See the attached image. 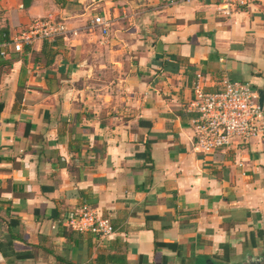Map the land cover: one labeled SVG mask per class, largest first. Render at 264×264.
<instances>
[{
	"label": "crops",
	"instance_id": "obj_1",
	"mask_svg": "<svg viewBox=\"0 0 264 264\" xmlns=\"http://www.w3.org/2000/svg\"><path fill=\"white\" fill-rule=\"evenodd\" d=\"M215 2L0 0V264H244L264 252V139L193 146L197 74L205 91L264 89V0L229 14ZM97 14L109 26L86 30ZM47 16L78 33L11 49ZM84 202L111 236L62 227Z\"/></svg>",
	"mask_w": 264,
	"mask_h": 264
},
{
	"label": "built area",
	"instance_id": "obj_2",
	"mask_svg": "<svg viewBox=\"0 0 264 264\" xmlns=\"http://www.w3.org/2000/svg\"><path fill=\"white\" fill-rule=\"evenodd\" d=\"M186 0H169L176 4ZM215 2V0H202ZM251 0H217L216 9L229 14L230 7H243ZM105 16L95 15L84 26L86 30L109 26ZM76 35L78 29H68L63 21L50 17L36 18L18 31L11 39V49L15 52L35 41L55 42L66 34ZM0 54H5L1 51ZM199 75L191 84L192 97L188 103L195 116L189 120L193 131V146L201 153H208L230 144L233 140L248 142L251 139H264V108L259 105L257 91L246 82L223 80L220 88L205 91ZM62 227L76 231L89 232L99 238L113 234V227L106 216L95 207L82 203L77 208L67 211L60 220Z\"/></svg>",
	"mask_w": 264,
	"mask_h": 264
},
{
	"label": "trees",
	"instance_id": "obj_3",
	"mask_svg": "<svg viewBox=\"0 0 264 264\" xmlns=\"http://www.w3.org/2000/svg\"><path fill=\"white\" fill-rule=\"evenodd\" d=\"M51 44L50 43H47V42H43L42 44V51L47 48V47H51L50 46ZM0 107H1V104H0ZM113 257L111 256H104V255H97L96 257V264H106V261H110V262H113Z\"/></svg>",
	"mask_w": 264,
	"mask_h": 264
},
{
	"label": "flooded vegetation",
	"instance_id": "obj_4",
	"mask_svg": "<svg viewBox=\"0 0 264 264\" xmlns=\"http://www.w3.org/2000/svg\"><path fill=\"white\" fill-rule=\"evenodd\" d=\"M244 264H264V252L255 258L248 259Z\"/></svg>",
	"mask_w": 264,
	"mask_h": 264
},
{
	"label": "water",
	"instance_id": "obj_5",
	"mask_svg": "<svg viewBox=\"0 0 264 264\" xmlns=\"http://www.w3.org/2000/svg\"><path fill=\"white\" fill-rule=\"evenodd\" d=\"M257 96H258V103L259 105L263 104L264 101V89H261L257 92Z\"/></svg>",
	"mask_w": 264,
	"mask_h": 264
}]
</instances>
